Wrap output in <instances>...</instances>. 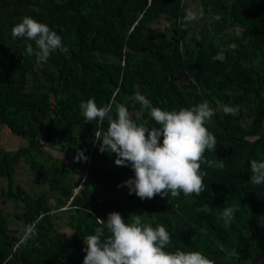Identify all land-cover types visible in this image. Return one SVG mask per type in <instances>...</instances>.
<instances>
[{
  "label": "trees",
  "instance_id": "1",
  "mask_svg": "<svg viewBox=\"0 0 264 264\" xmlns=\"http://www.w3.org/2000/svg\"><path fill=\"white\" fill-rule=\"evenodd\" d=\"M192 3L198 19L182 23L191 5L184 0H0V121L29 140L18 153L0 150V175L12 182L26 157L37 179L60 197L54 207L49 194L34 199L11 188L10 199L23 206L16 218L27 228L18 234L0 212V264H83V239L99 226L96 218L114 211L125 220L147 213L146 222L165 225L168 250L202 251L216 264H264V184L250 183L249 167L264 155V0ZM24 16L49 25L67 51L53 52L46 63L29 56V41L12 36ZM220 52L223 61L214 59ZM31 82L39 87L29 90ZM141 95L165 110L204 100L216 109L206 124L216 149L204 155L224 167L202 165L207 189L199 196L141 200L118 187L134 173L115 166L114 154L99 152L94 133L107 123H86L78 105L90 98L98 106L123 103L138 122L156 126L141 109ZM219 105L239 111L225 115ZM42 137L50 149L83 151L80 177L60 159L46 164L52 155ZM226 207L237 209L230 224L222 217ZM63 217L68 230L58 228Z\"/></svg>",
  "mask_w": 264,
  "mask_h": 264
},
{
  "label": "clouds",
  "instance_id": "2",
  "mask_svg": "<svg viewBox=\"0 0 264 264\" xmlns=\"http://www.w3.org/2000/svg\"><path fill=\"white\" fill-rule=\"evenodd\" d=\"M198 19L196 13L186 10L182 23ZM219 19V17H217ZM13 38L29 41L26 52L35 56L37 62L46 63L53 52H66L62 36L49 25L41 23L31 16H24L21 22L12 28ZM231 47L235 48V45ZM214 59L223 61L225 55L218 53ZM142 110H147L150 119L156 126L148 127L134 118L123 103H107L98 106L95 99L79 103L81 115L86 123L97 121L107 123L106 131L95 130L94 143L99 142V152L115 155L117 167H130L134 173L132 178L118 187L127 188L129 195L141 200H151L157 195L161 198L178 197L181 192L185 196H199L206 191L204 178L209 168L224 167L205 158V151H215L216 136L208 130L206 124L216 113V109L204 100L194 106L179 110H165L152 105L144 96L138 97ZM225 115H236L239 106L219 105ZM76 161L87 160L83 151L77 150ZM252 185L264 184V155L249 163ZM70 201V200H69ZM69 203V202H68ZM60 211H67L68 206ZM198 211H207L204 206ZM237 209L226 207L222 217L230 224ZM144 214H132L125 220L120 212L114 211L107 219L96 218L99 225L94 234L85 236L83 243V264H216L202 251L168 250L172 243L171 234L163 224L146 222ZM29 225L27 231L33 232ZM7 264V261H5Z\"/></svg>",
  "mask_w": 264,
  "mask_h": 264
},
{
  "label": "crops",
  "instance_id": "3",
  "mask_svg": "<svg viewBox=\"0 0 264 264\" xmlns=\"http://www.w3.org/2000/svg\"><path fill=\"white\" fill-rule=\"evenodd\" d=\"M184 1L191 4L189 7L191 11H197L196 7L199 8V5L197 3H192V0ZM28 147L29 140L27 138L21 135H16L9 125L0 121V150L8 153H18L20 150ZM48 150L53 157L51 164L56 159H60L65 167H69L71 169V176L74 175L75 179L80 177L79 162L76 161L75 157L77 155L74 154V150L72 148L63 150L62 147H59L57 149L51 148ZM54 152H59L60 155L57 153V155H55L53 154ZM70 153L71 157H69ZM38 185H41L43 188L38 187ZM11 188H14L15 190L20 188L26 195L34 199L42 194H45L46 196L49 194L48 202L51 206L57 207L60 204V197L55 193L50 192L51 187L46 180L40 182L39 179H37L36 172L27 163L26 157H22L16 166L12 182H10L8 177L0 175V212H2L6 218L8 224L22 236L25 234L27 226L24 221L16 218V216L19 214L21 215L23 212V206L15 203L13 199H10L9 193ZM65 218L67 217H63L62 220H65Z\"/></svg>",
  "mask_w": 264,
  "mask_h": 264
},
{
  "label": "rangeland",
  "instance_id": "4",
  "mask_svg": "<svg viewBox=\"0 0 264 264\" xmlns=\"http://www.w3.org/2000/svg\"><path fill=\"white\" fill-rule=\"evenodd\" d=\"M200 11V10H199ZM164 23H165V21H163ZM30 77L31 78H35V76L34 75H32V74H30ZM42 85H44V83L42 84ZM37 87H39V84L37 83V82H31V84H30V87L28 88L29 90H33V89H35V88H37ZM42 143H44L45 144V152H47L48 153V149H50L49 147H47L46 146V139H45V137H42ZM6 152V151H5ZM60 155V153L59 152H54L53 154H55V155ZM11 154H13L12 152H11ZM28 157V156H27ZM69 157H71V153L69 154ZM35 159H38V160H41L40 158H38L37 156H35ZM37 160V161H38ZM53 161V157L52 156H46V164L47 165H50L51 164V162ZM38 187H40V188H43L41 185H38ZM20 205H22L21 203H19ZM67 218H65V220H61L60 221V223H59V230H68L69 229V227H68V223H67Z\"/></svg>",
  "mask_w": 264,
  "mask_h": 264
},
{
  "label": "built area",
  "instance_id": "5",
  "mask_svg": "<svg viewBox=\"0 0 264 264\" xmlns=\"http://www.w3.org/2000/svg\"><path fill=\"white\" fill-rule=\"evenodd\" d=\"M86 178H87V175H85V176L82 177V180H81L79 186L74 190V195L80 194L81 190L84 187V182H85ZM72 199L69 201L68 206L65 209H67L70 206V204L72 202Z\"/></svg>",
  "mask_w": 264,
  "mask_h": 264
}]
</instances>
